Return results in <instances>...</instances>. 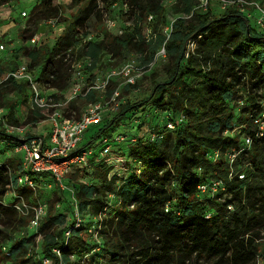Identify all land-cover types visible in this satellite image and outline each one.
<instances>
[{
	"label": "trees",
	"instance_id": "16d2710c",
	"mask_svg": "<svg viewBox=\"0 0 264 264\" xmlns=\"http://www.w3.org/2000/svg\"><path fill=\"white\" fill-rule=\"evenodd\" d=\"M11 1L0 0V5ZM119 1L128 2L136 26L142 15L162 18L164 3L170 0H71L74 6L87 2L86 7L76 11L51 49L30 55L28 66L41 69L40 82L45 88L66 92L75 60L93 59L90 70L103 56L113 57L130 48L141 51L145 44L151 46L150 59L156 50L164 48L171 64L167 81L155 84L140 102L121 104L118 114L78 152L97 144L108 128L143 111L147 104L167 111L170 122H176L179 115H183V121L176 123L173 131L165 127L168 121L155 127L158 137L152 142L114 145L112 151L116 150L115 154L128 164L129 160L137 162L130 174L121 180L104 178V195L100 196L95 186L81 184L74 197L78 214L92 207L94 215L99 216L94 232L100 241L89 242L86 227L90 222L82 219L77 229L71 230V223L68 237L64 229L56 236L48 234L64 220L63 215L54 217L50 207L38 227L44 235L42 255L53 264H89L88 256L83 255L98 248L110 255L108 264H256L258 249L251 235L264 225V132L257 136L253 121L264 112V101L260 100H264V34L256 32L236 6L219 11L211 19L208 10L201 13L197 8L199 0H175L171 7L179 16L170 23L168 37L159 34L145 41L139 31L128 26L120 35L107 31L102 39L78 46V29L94 12L96 18H101L97 2L109 7ZM35 9H39L37 20L60 17V8L51 0H43ZM197 38L193 51L187 52L186 43ZM136 83L124 88L134 90ZM25 90L28 92L24 84H6L0 87V97ZM242 92L246 100L236 101ZM94 94L78 99L88 104L94 102ZM237 102L242 103L241 108ZM16 105L13 100L0 104V109L5 107L7 122L19 127ZM2 137L15 144L22 141L0 131ZM245 137L252 141L248 148L244 146ZM216 150L222 157L212 161L209 155ZM226 152L236 153L231 165L225 160ZM19 167L0 166V203L8 186L18 189V195L37 194L16 187ZM239 173L244 179L239 180ZM211 178L220 180L222 187L212 195L201 194L198 187ZM109 195L114 196L116 206H111ZM224 196L230 199L221 202ZM3 211H9L11 217L16 214L0 204V213ZM53 248L60 250L59 257L52 253ZM7 257L11 264H38L32 261L22 239L11 243Z\"/></svg>",
	"mask_w": 264,
	"mask_h": 264
},
{
	"label": "rangeland",
	"instance_id": "374dc122",
	"mask_svg": "<svg viewBox=\"0 0 264 264\" xmlns=\"http://www.w3.org/2000/svg\"><path fill=\"white\" fill-rule=\"evenodd\" d=\"M42 1L43 0H13L6 5H0V42L4 43L8 50V58L0 62V76L6 74L11 66L23 63L30 64L32 62L30 55L33 54V52H39L43 48L51 49L57 38L73 21L76 11L78 9H84L87 4V2H83L78 6H74L71 5V0H51L53 5L60 8V17L56 18L58 19V22L52 27L47 23L49 19L37 20L35 18L39 9H37V11L33 10H36L35 8H37ZM174 1L175 0H170L164 3L165 11L162 18L151 19L149 21L144 15H142L140 23L136 26V23L134 24L131 22L130 17L124 18L121 14L111 12V16H115L116 18V25L109 29L106 26V22L103 23L101 18H96L94 12L85 21L83 27L78 29V33L76 34V38L79 39L78 46L84 44L81 38L87 34L93 35L95 38H102L107 31L114 34H120L126 27H128V22L130 23V28H135L136 32L139 31V35L141 38L145 39V41L150 40L154 35H165L166 29L170 26V23L179 16L173 13L171 6L174 4ZM250 1L258 3L259 9H247L248 11L245 10L242 14L249 20L250 25L255 28L256 32L258 31L262 33V27L257 25V21L259 18L263 17L262 11L264 10V0ZM23 11L27 12L26 17L20 16ZM208 11L210 12L211 19L219 14L216 4L211 5V8H209ZM32 38H36L34 44L30 43ZM198 38L192 42L188 41L186 43L187 52L193 51ZM158 53L159 50H156L153 57L149 59L151 56V46L149 47L144 44L141 51H135L130 48L129 50L113 57L103 56L100 59L99 66L95 65L90 70L88 68L81 71L82 75L77 77V82H79L81 86H84L90 84L94 76H98L102 72L108 70L118 71L122 65L128 62H133L138 68H145L143 69L144 71L147 70L146 72H142V70L139 71L140 75L136 83L137 88L134 90H126L124 88V81L116 75L114 81L108 85L104 92H95L93 101H101L103 104H107L113 94L118 91V98L121 99V103L120 105H116L117 101L116 103L111 102L105 107V110L102 113V121L100 124L91 125L87 129L81 146H85L92 135L102 127L106 126L111 119L118 114L122 108L121 104L128 103L129 105H134L146 98L154 89L155 84L167 81L169 76L167 69L171 64L166 55L161 57ZM40 65L42 68L44 60L41 61ZM246 96V93L242 92L238 95L236 101H245ZM13 100L17 101L15 116L18 118L21 125L19 127L12 126L7 122V118H4V122H0V131L15 136L21 140L26 139L29 136L36 137L40 135L44 138H48L52 130L51 123L48 120L43 121L39 112L30 103L28 92L25 90V92L21 94L17 92L6 93L3 98L0 97V104L5 105ZM260 100L261 102L264 101L262 99ZM86 105L87 102L85 100L77 99L69 105L62 106V111L71 118L78 120L84 114ZM236 106L241 108V104L238 102ZM17 108H19V110H17ZM5 109L6 108L4 107V110ZM142 109L143 111L138 110L134 112L135 114L129 115L128 119L120 120L115 126L108 128L100 139L106 136H115L118 133H124L127 138L133 136H146L148 131L152 128L150 121L152 120L153 124H157L155 122L157 120H155L154 117L155 112L160 113L161 110H155L150 107L149 104L145 105ZM17 128H21V132L15 130ZM163 132L167 133L169 131L164 130ZM14 146L15 142L13 140L4 137L0 138V166L6 164L16 166L17 164H20L21 155L16 153ZM239 147H241V145ZM92 149L93 153L88 156L85 164L79 168H70V171L65 178V184L67 185V188L65 189L67 194L66 197L57 186L51 191H38L35 195H18V189L13 186L7 187V192L0 204L11 210H15L16 214L14 217H11L12 215H10L9 211H3V213H0V264H11L7 254L11 243L16 239H22V244L27 252L33 256V262L44 264L41 262L44 260V256L42 255L44 235L40 233L39 228L31 229L29 227L32 211L25 208L18 211L13 207L17 204L21 207L20 203H23L24 201L25 204H29L30 206H34L39 202H44L46 203L47 208H52L51 213L54 217L58 215L64 216L62 223H57L58 225L50 229L48 234L51 233L56 236L57 232L62 229L65 230V233L68 232L72 221L78 216L85 223L90 222V226L86 227L88 229L87 234L89 242L91 244H96L100 241L94 233V228H96L94 225L99 221V216L94 215L93 208L89 207L88 211L79 213V215L77 214L75 209L76 201L74 198L77 188H79L81 184H88L95 186L97 188V193L100 196L104 195L101 192V181H103L104 178L109 180L114 176L118 180H121L130 174L131 169L134 168L136 164L132 160H129L128 164V161L123 159L121 155L115 154L114 151L116 150H113L105 157H101L99 154L100 145L98 143L92 146ZM11 170H13V168H11ZM228 199H230L229 196H224L221 199V202ZM110 204L111 206H116L114 205V202L113 204ZM56 238L59 239V237ZM251 238L258 249L256 264H264V225L255 229ZM3 247H5L6 250H3ZM52 253L57 256L55 251ZM84 256H88L86 258L90 261L89 264H108L110 258L109 254L100 252L98 248H96L95 251H91V254H84L83 257ZM47 264H53V260L50 259Z\"/></svg>",
	"mask_w": 264,
	"mask_h": 264
},
{
	"label": "built area",
	"instance_id": "2783aa9c",
	"mask_svg": "<svg viewBox=\"0 0 264 264\" xmlns=\"http://www.w3.org/2000/svg\"><path fill=\"white\" fill-rule=\"evenodd\" d=\"M216 4L219 11L223 12L230 7H238L241 13H244L247 9L256 8L259 9V4L254 1L245 0H199L197 8L201 13H205L208 10L209 5ZM97 10L101 15L103 23L106 22V26L110 29L116 25L115 16H111V12H116L129 18L131 22L134 21V16L131 15V8L126 1L114 2L109 7L101 2H97ZM263 17L259 18L257 25L262 27L264 34V10L262 11ZM21 17H26L27 12L23 11L20 14ZM150 21L152 16H148ZM57 19H50L47 23L50 26L57 24ZM130 26V23H127ZM171 27L166 29L165 36L168 37ZM123 32V31H122ZM121 32V33H122ZM120 33V34H121ZM117 34V35H120ZM102 38H95V36L87 34L82 37L81 40L84 44L95 42ZM36 38H32L30 43L34 44ZM159 56L165 55L164 48H160ZM8 58V50L4 43L0 42V60H6ZM93 59L89 57L75 60L72 64V77L71 83L66 92H59L54 88H45L40 82L41 69L39 67L31 69L28 64H19L16 67L8 70L6 74L0 76V87L10 83L24 84L28 90L29 101L36 108L39 114L42 116L43 121L48 120L51 123L52 130L48 138H44L42 135L36 136L30 139H23L15 144L16 153L21 155L20 167L16 176V187L19 189L30 190L35 193L38 191L45 192L51 191L54 187H58L64 196L66 197L65 178L67 177L71 167H81L88 159V156L93 153L92 147L83 149L78 152L83 146V138L87 129L91 125L100 124L103 119V111L111 102L117 101L116 105H120L121 99L118 98V91H116L107 104H103L101 101H94L86 105L84 114L80 119L75 120L71 117L64 115L62 106L68 105L72 101L78 98H85L91 93L104 92L108 85L114 81V77L117 75L124 81V85H134L139 78V71L145 68H138L133 62H128L122 65L118 71L108 70L102 72L98 76H94L90 84L81 86L77 82V77L81 76L83 69H88L92 66ZM100 63H98V66ZM138 72V73H137ZM242 105V103L240 102ZM19 110V108H17ZM7 111L0 109V122H4ZM155 121L157 124H153V127L148 131L146 136L143 137H131L127 138L126 135L116 134L115 136H106L101 138L97 143L100 145V155L105 157L112 151L114 145H120L127 141L130 143H142L146 144L152 142L158 137L155 127L163 126L165 121H168L169 113L167 111L155 112ZM183 121V115H179L176 122H166L165 127L168 130H174L176 123ZM253 123L257 126V136H262L264 132V112L260 113L254 118ZM12 128V127H11ZM21 132V128L15 129ZM244 146L250 147L252 141L250 138H244ZM236 153L226 152L224 154L225 160L231 165L235 159ZM222 157V153L218 150L213 151L209 155V159L216 161ZM136 164L137 162L134 161ZM239 180L244 179V174L239 173ZM76 185V184H74ZM222 187V183L217 179H209L208 182L201 184L198 189L201 194L212 195L216 193ZM77 191L76 193L78 192ZM109 202L113 204L116 200L113 195L108 196ZM72 200V198H71ZM21 207L17 204L13 206L16 210L30 209L32 211V217L30 220V228L37 229L40 226L42 219L47 215V205L44 202L36 203L34 206L29 204L20 203ZM231 209V207H228ZM77 211V204L75 205ZM78 214V211H77ZM79 215V214H78ZM206 217H209L207 215ZM72 229H77L81 225V218L76 217L72 223ZM91 233V232H90ZM95 233V232H94ZM68 232L64 235L68 237ZM3 250H6L3 247ZM57 257L60 256V250L53 248ZM50 258L45 257L42 261L44 264L49 263Z\"/></svg>",
	"mask_w": 264,
	"mask_h": 264
}]
</instances>
